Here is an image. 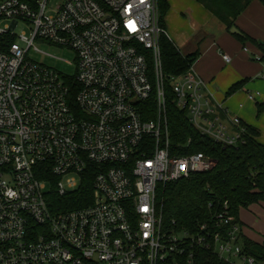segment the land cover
<instances>
[{
	"label": "built area",
	"instance_id": "2783aa9c",
	"mask_svg": "<svg viewBox=\"0 0 264 264\" xmlns=\"http://www.w3.org/2000/svg\"><path fill=\"white\" fill-rule=\"evenodd\" d=\"M21 22L30 35L16 34ZM163 34L159 0H0V36L13 37L0 50V264H195L196 249L259 264L227 201L194 232L164 221L162 187L217 162L179 153L192 138L174 150L167 95L218 144L250 133L194 63L164 73ZM39 39L73 49L76 74L30 58ZM90 177L91 193L72 199L83 205L61 209Z\"/></svg>",
	"mask_w": 264,
	"mask_h": 264
},
{
	"label": "trees",
	"instance_id": "16d2710c",
	"mask_svg": "<svg viewBox=\"0 0 264 264\" xmlns=\"http://www.w3.org/2000/svg\"><path fill=\"white\" fill-rule=\"evenodd\" d=\"M212 14L222 21L233 35L241 42H256L264 52V44L242 31L233 30L236 18L253 0H197ZM264 3V0H261ZM170 4L168 0H159L160 23L166 28V16ZM13 37L0 36V50H5ZM163 71L166 74L178 75L187 71L196 61L197 54H182L175 43L165 34L160 39ZM264 60V55L261 57ZM70 84L71 80H67ZM245 80L233 84L227 94L240 90ZM258 114L264 112V104L257 103ZM167 115L174 150L177 146L192 138L190 150L179 151L181 154L203 152L217 161L207 172L193 174L189 178L166 184L158 193V203L163 210L166 224L176 221L177 229H198L199 223L209 221L211 215L223 207L227 201L231 214L239 221L241 208H248L255 203H264V143L259 140L260 131L247 125L250 135L246 142L237 147L224 146L214 142L207 135L199 133L190 123L187 112L180 109L167 95ZM181 149V148H179ZM91 177L85 180L79 190L66 198H57L61 209L80 207V197L91 193ZM79 197L72 203V199ZM82 198V197H81ZM213 204L210 207V204ZM245 253L256 261H264V243L243 237ZM195 264H225L211 252L196 249Z\"/></svg>",
	"mask_w": 264,
	"mask_h": 264
},
{
	"label": "crops",
	"instance_id": "0c3cea01",
	"mask_svg": "<svg viewBox=\"0 0 264 264\" xmlns=\"http://www.w3.org/2000/svg\"><path fill=\"white\" fill-rule=\"evenodd\" d=\"M168 2L170 8L165 19L168 37L182 54H197L195 70L209 82L216 99L222 101L233 115L239 116L247 125L258 127L259 140L264 143L263 127L257 121L249 119L251 114L259 118L257 103L264 104V60H255L250 54L252 52L262 57V48L250 40L241 42L198 1L191 3L185 10L180 9L177 2ZM232 29L242 31L264 44V3L253 0L236 18ZM244 47L249 52L244 51ZM224 53L230 55V62L223 59ZM242 80H245L243 87L228 95L229 88ZM250 95H254V98ZM255 204L264 208V203ZM239 221L244 225V237L264 243L261 239L263 234H255L251 227L247 229V224L240 216Z\"/></svg>",
	"mask_w": 264,
	"mask_h": 264
},
{
	"label": "rangeland",
	"instance_id": "374dc122",
	"mask_svg": "<svg viewBox=\"0 0 264 264\" xmlns=\"http://www.w3.org/2000/svg\"><path fill=\"white\" fill-rule=\"evenodd\" d=\"M172 3H178L179 8L185 10L191 3H197L196 0H170ZM11 23L10 21H5L4 24ZM16 34L20 36L22 33L26 32L30 35V27L26 23H19L15 30ZM20 41V40H19ZM20 44L25 47V44L20 41ZM36 46L40 49V52L31 50L28 56L38 62H44L47 65L53 66L63 74L75 75L76 74V54L73 49L67 47H61L57 45H52L51 43L40 40L36 42ZM49 54V55H48ZM54 55L58 58L51 57ZM66 60V61H63ZM67 61L71 63H67ZM264 113V112H262ZM261 113V114H262ZM259 114L260 117L257 118L256 115H250L249 119L252 121H257L264 129V114ZM257 129H259L257 127ZM260 130V129H259ZM264 140V135L262 137ZM242 220L245 221L247 229L251 227L255 234L264 235V208L259 204H253L248 208H243L240 210V215ZM242 227L244 225L241 223ZM260 235V236H261ZM262 241H264V236H261ZM240 262V261H239ZM259 264H264V261L259 262Z\"/></svg>",
	"mask_w": 264,
	"mask_h": 264
}]
</instances>
